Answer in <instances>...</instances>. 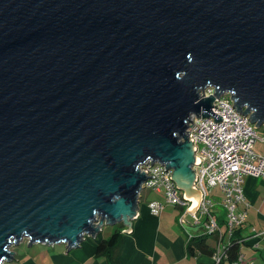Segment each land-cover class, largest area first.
<instances>
[{"label": "water", "instance_id": "95a60500", "mask_svg": "<svg viewBox=\"0 0 264 264\" xmlns=\"http://www.w3.org/2000/svg\"><path fill=\"white\" fill-rule=\"evenodd\" d=\"M224 94L264 129V0H0V264L130 228L149 162L200 196L186 130Z\"/></svg>", "mask_w": 264, "mask_h": 264}, {"label": "built area", "instance_id": "2783aa9c", "mask_svg": "<svg viewBox=\"0 0 264 264\" xmlns=\"http://www.w3.org/2000/svg\"><path fill=\"white\" fill-rule=\"evenodd\" d=\"M213 94L209 90L204 97ZM212 107L211 112L222 120L214 122L212 117L192 115L186 130L195 158L193 185L200 191L195 202L177 188L171 178L172 171L164 170V165L150 166L149 162L141 171L152 177L146 179L143 190L161 194L165 205L181 209L178 225L183 230L196 228L215 238L212 260L213 264H220L226 260V243L245 224V212L239 210L248 207L243 195V177L264 178V155L253 150L256 142L264 143V136L258 135L248 115L236 112L230 95L215 99ZM218 204L225 211L224 218L216 210ZM155 209L160 211L162 206ZM230 264L252 263L245 262L239 251L237 259Z\"/></svg>", "mask_w": 264, "mask_h": 264}, {"label": "crops", "instance_id": "0c3cea01", "mask_svg": "<svg viewBox=\"0 0 264 264\" xmlns=\"http://www.w3.org/2000/svg\"><path fill=\"white\" fill-rule=\"evenodd\" d=\"M253 150L264 155V149L257 150L259 153L255 147ZM243 195L248 207L239 208L246 215L237 237L242 240L239 251L245 262L264 264V178L243 177ZM142 202L143 197L131 227L121 231L116 250L119 264H213L212 257L206 255L187 256L189 232L178 225L179 207L170 209L155 200ZM157 205L162 206L160 211H156ZM108 237L85 236L73 249L61 244H33L13 251L14 259L3 264H109L106 258L96 255V245ZM208 242L215 244V238L210 237Z\"/></svg>", "mask_w": 264, "mask_h": 264}, {"label": "trees", "instance_id": "16d2710c", "mask_svg": "<svg viewBox=\"0 0 264 264\" xmlns=\"http://www.w3.org/2000/svg\"><path fill=\"white\" fill-rule=\"evenodd\" d=\"M142 199V196L140 197ZM125 227L120 223L114 225L112 233L107 239H102L96 245V255L107 259L109 264H119L116 259V250L120 244L121 231ZM240 230V229H239ZM239 230L233 234V237L228 240L225 246L226 260L221 261L220 264H230L237 259L239 254L240 238ZM188 240L186 243V253L189 257H196L198 255H206L212 257L215 250V244L211 245L208 240L213 237L207 232L196 231L195 233H187Z\"/></svg>", "mask_w": 264, "mask_h": 264}, {"label": "rangeland", "instance_id": "374dc122", "mask_svg": "<svg viewBox=\"0 0 264 264\" xmlns=\"http://www.w3.org/2000/svg\"><path fill=\"white\" fill-rule=\"evenodd\" d=\"M256 131L258 132L259 136H264V129L263 128L256 129ZM254 147H255L256 152L259 153L258 151H260V152L263 151L264 143L256 142ZM142 197H143V202L142 203H149V202H152L154 200L158 201V202H161V203H164V199H163L162 195L158 194V193H155V192L143 190L142 191ZM167 207H169L170 209L172 208L171 205H168ZM216 210L219 211V214H220V216L222 218L225 217V211H224L223 207L220 204L216 205ZM188 220H190V219L188 218ZM113 227L114 226L103 225L101 227V231L97 234V237L100 238L101 236H103V237L110 236V234L112 233V228ZM186 231H188L189 233H195L197 230H196V228L188 227V228H186ZM26 246H27V243H26V240H24L19 245L11 247L10 251L13 252V251H15L17 249L18 250H20V249L23 250V249L26 248Z\"/></svg>", "mask_w": 264, "mask_h": 264}, {"label": "bare ground", "instance_id": "6f19581e", "mask_svg": "<svg viewBox=\"0 0 264 264\" xmlns=\"http://www.w3.org/2000/svg\"><path fill=\"white\" fill-rule=\"evenodd\" d=\"M193 201L195 202L196 201V198H193Z\"/></svg>", "mask_w": 264, "mask_h": 264}]
</instances>
